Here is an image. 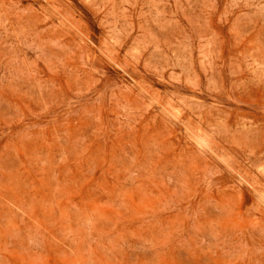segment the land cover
I'll list each match as a JSON object with an SVG mask.
<instances>
[{
	"label": "rangeland",
	"instance_id": "rangeland-1",
	"mask_svg": "<svg viewBox=\"0 0 264 264\" xmlns=\"http://www.w3.org/2000/svg\"><path fill=\"white\" fill-rule=\"evenodd\" d=\"M0 264H264V0H0Z\"/></svg>",
	"mask_w": 264,
	"mask_h": 264
}]
</instances>
